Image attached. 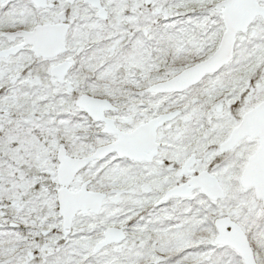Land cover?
<instances>
[{"label":"snow or ice","instance_id":"snow-or-ice-1","mask_svg":"<svg viewBox=\"0 0 264 264\" xmlns=\"http://www.w3.org/2000/svg\"><path fill=\"white\" fill-rule=\"evenodd\" d=\"M0 264H264V0H0Z\"/></svg>","mask_w":264,"mask_h":264}]
</instances>
